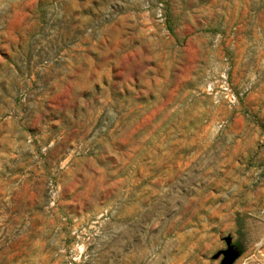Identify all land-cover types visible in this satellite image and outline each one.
I'll return each instance as SVG.
<instances>
[{
  "label": "rangeland",
  "instance_id": "374dc122",
  "mask_svg": "<svg viewBox=\"0 0 264 264\" xmlns=\"http://www.w3.org/2000/svg\"><path fill=\"white\" fill-rule=\"evenodd\" d=\"M228 237L264 264V0H0V264Z\"/></svg>",
  "mask_w": 264,
  "mask_h": 264
},
{
  "label": "water",
  "instance_id": "95a60500",
  "mask_svg": "<svg viewBox=\"0 0 264 264\" xmlns=\"http://www.w3.org/2000/svg\"><path fill=\"white\" fill-rule=\"evenodd\" d=\"M226 243L228 245L227 249L220 251L216 258L222 255L223 258L220 264H234L239 257V252L232 246L230 237L226 238Z\"/></svg>",
  "mask_w": 264,
  "mask_h": 264
},
{
  "label": "built area",
  "instance_id": "2783aa9c",
  "mask_svg": "<svg viewBox=\"0 0 264 264\" xmlns=\"http://www.w3.org/2000/svg\"><path fill=\"white\" fill-rule=\"evenodd\" d=\"M223 79H225L223 77ZM223 90L226 92V97L230 100V101H234L236 100V95L234 93H232L231 89L228 87L226 81H223V85H222Z\"/></svg>",
  "mask_w": 264,
  "mask_h": 264
}]
</instances>
